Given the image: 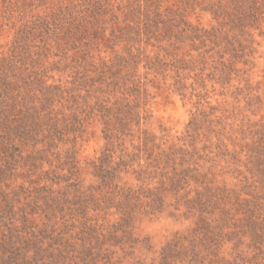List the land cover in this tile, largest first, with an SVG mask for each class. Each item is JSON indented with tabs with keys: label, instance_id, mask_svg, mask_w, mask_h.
I'll return each mask as SVG.
<instances>
[{
	"label": "rangeland",
	"instance_id": "1",
	"mask_svg": "<svg viewBox=\"0 0 264 264\" xmlns=\"http://www.w3.org/2000/svg\"><path fill=\"white\" fill-rule=\"evenodd\" d=\"M95 1L118 11L138 0ZM140 1L146 4L145 0ZM217 1L203 0L202 5L189 8L188 20L211 28L215 25L213 16L204 9ZM78 3L80 0H0V84L5 76L13 82L5 90L0 89V109L10 111L9 121L18 128L14 133L3 129L0 110V135L12 138L10 143L0 138V231L7 230L3 224L21 226L23 216L29 231L46 223L48 234L60 238L46 241L47 250H51L49 246L55 250L51 253L54 257L47 256L51 264H264V243L254 244L249 236L242 238L241 243L224 237L222 247L208 246L198 214L186 208L185 181L180 191L172 187V166L182 169L181 161L175 158L170 163L161 156L162 161L156 162L159 149L154 156L138 150L142 131L133 126L120 136L98 111L100 105L124 107L125 98L133 104L140 97L144 117L141 128L156 136L157 144L167 151L170 147L174 150L189 146L192 138L187 131L197 117L198 147L204 146L207 137L213 142L212 149L202 151L208 162H200L205 165L201 174L213 185L240 192L245 186L241 182L243 175L237 177L234 166L223 161L220 153L224 151L218 148L217 140L232 136L240 142L241 129H247L250 123L251 129L260 130L264 125V102L248 106L244 100L246 92L237 95L235 88L223 89L211 81L202 89L194 78L195 72L184 81L185 91L179 93L173 78V57L160 51L165 63L158 64V48L147 47L144 40L136 44L142 52L144 49V54L132 48L140 62L136 69L137 60L133 62L124 52L125 42L111 37L112 29L121 34L114 24L107 25L106 32L90 30L85 39L76 41L66 37L67 24L59 23L58 26H66L57 37L60 43L35 27L60 6ZM157 3L161 12L183 7L178 0ZM149 4L155 6L154 1ZM83 5L88 8L86 3ZM255 34L257 55L249 75L258 90L254 93L264 100V34ZM153 43L157 44L154 39ZM113 48L130 61L117 77L112 68ZM175 52L186 60L190 54L196 56L189 44L181 45ZM210 72L206 70L205 78ZM183 74L188 75V71ZM116 78L121 79L120 86L125 83L130 89L117 88L112 93ZM233 84L238 86L237 82ZM223 126L226 129L221 135ZM248 138H252L249 133ZM229 148L232 150L233 146L229 144ZM106 152L110 159H103ZM242 158L245 160L244 155ZM101 160L106 170H117L112 182H103L96 175L93 166L100 165ZM241 170L250 186L243 192L264 196V179L252 178L245 168ZM163 183L166 190L161 212L150 210V200L141 197L133 207L134 218L124 222L117 203L109 201L112 196L121 200L124 189L155 190ZM195 186L191 182L189 189ZM12 209L16 214L8 212ZM209 218L205 215L203 222L211 221ZM199 229L204 233L196 231ZM192 238L196 240L194 250L190 249Z\"/></svg>",
	"mask_w": 264,
	"mask_h": 264
},
{
	"label": "trees",
	"instance_id": "2",
	"mask_svg": "<svg viewBox=\"0 0 264 264\" xmlns=\"http://www.w3.org/2000/svg\"><path fill=\"white\" fill-rule=\"evenodd\" d=\"M145 1L144 5L140 0L136 4L130 2L129 8L125 10V7L119 8L120 14L113 7H106L100 1L80 0L77 6L73 4L60 6L49 18H42L43 20L36 23L35 27L41 28V31L46 35L60 43V38L57 37H60V30L65 29L66 26H58L59 23L67 24L66 37L76 41L85 39L84 37L90 34V30L106 32L107 25L114 24L120 29L121 34L117 35L116 30L112 29L111 37L117 42H125L124 52L128 53L133 62H136L135 59L137 60L136 69L140 62L132 53V48L136 49L139 54H144V49L142 52L141 48H136V44H141L144 40L147 47L158 48L159 52H165L167 57H173L172 71L175 73L173 78L176 80L175 87L178 92L185 91L184 81L191 77V72H195L194 78L202 89L207 87V81H211L213 85L219 84L223 89L235 88L234 93L237 95L239 92L242 94L246 92L244 100L248 106L263 104L262 96L254 93L258 90L253 87L249 72L257 55L258 42L255 33L259 31L260 36L264 34V0L217 1L209 8L204 9L213 16L215 25L211 28L195 25L187 18L189 8H193L196 4L202 5L203 0H178L183 6L181 10L168 9L165 12H161L157 0ZM151 1L155 2V6L149 4ZM85 3L88 8L84 7ZM64 17H67L66 20ZM69 25L75 27L69 28L71 27ZM153 39L157 44L153 43ZM185 44L191 45L196 56L190 54V59L186 60L185 57H180L175 52ZM170 49H172V54ZM113 52L115 56L112 68H115L114 77H117L122 69L129 67L130 61L115 48H113ZM160 55L161 52L156 57L159 59L158 64L165 63L163 58L160 59ZM200 66L201 68H198ZM207 69L211 72L205 78ZM183 71H188V75L183 74ZM119 79L116 78L112 82L115 87L112 93H116L117 88L119 90L125 88L126 91L130 89L125 87V83H121L122 86H120ZM3 81L4 83L0 84L2 85L0 89L3 90L13 83L10 82L9 76H5ZM233 82H237L238 86L235 87ZM242 84L244 86L240 87ZM137 87L139 88L138 85ZM124 101L126 103L124 107L100 105L98 111L101 113V117L113 124L115 127L113 130L118 131L120 136H124L133 126H136L143 134V137H139L141 145L138 150L154 156L156 149H159L156 162H161L162 157H165L170 163H174L175 158L181 161L182 169L179 170L175 164L172 166L175 174V177L171 179L172 187L175 191H180L181 183L185 181L187 188H185L186 194L183 199L188 211L197 213L200 223L205 227V234H203L204 227L202 231L196 230L206 238L204 242L208 246L212 244L222 247L224 237L228 238L227 241L236 240V243H241L242 238L249 236L254 244L264 243V196L243 192L250 186L247 185L249 184L247 176L241 170L245 168L252 178L256 176L258 180L264 179V125H261L260 130L254 131L251 129L252 123L247 124V129L240 131V142L232 136L225 138L222 136L217 140L218 148L224 151L220 153L223 161L234 166L237 177L243 175L241 182H244L245 186L239 192L224 186L213 185L212 181L206 180V175L201 174L200 169L205 168V165H200V162H208L202 151L206 152L212 149L211 143L213 144V142H211V138L207 137L204 146L198 147L199 131L197 129L200 128V120L197 117H194L190 122V130L187 131L192 138L189 146H177L173 148L174 150L170 147L167 151L161 149V145L157 144L156 136L141 128L144 117L140 111V97H136L133 104L129 98H125ZM116 104L114 103L115 106ZM262 108L263 106L260 109ZM0 110L3 119L1 127L14 133L18 128H15L13 122L9 121L10 111L4 107ZM14 121L18 124L21 123L20 120ZM225 129L224 127L221 135ZM248 133L252 138H248ZM0 138L5 139L8 143L12 142V138L6 134L0 135ZM229 144L233 146L232 150H230ZM107 152L103 159L111 158L110 153ZM243 155L245 160L242 158ZM103 164V160L100 165L94 164L96 175L103 182H112L117 170L115 168L106 170ZM191 182L197 186L189 189ZM254 182L256 181L254 180ZM164 185L163 183L155 190L124 189L120 196L121 200H115L112 196L109 197V201L117 203L118 210L122 215L121 219L127 222L134 218L133 207L139 204L138 201L141 197L150 200L148 205L150 210L161 212L164 205V190H166ZM192 193L194 196L191 197ZM8 212L12 215L16 214L13 209ZM205 215H209L211 221L204 223ZM25 223L27 224L26 218L23 216L21 226L3 224L7 230L0 231V264H51V260H48L47 256L54 257L51 253H55V250L52 248L53 246H49L51 250H47L48 244L46 243L48 242L46 241L47 239L55 241L60 238L48 234L46 223L36 231L35 229L27 230ZM226 229H230V231L225 232ZM189 241L190 249L194 250L196 240L192 238ZM57 254H55V258H57Z\"/></svg>",
	"mask_w": 264,
	"mask_h": 264
}]
</instances>
